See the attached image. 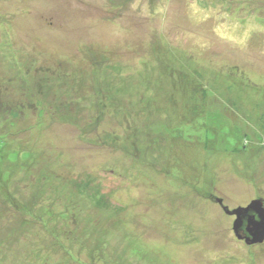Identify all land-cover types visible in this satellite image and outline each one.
Returning a JSON list of instances; mask_svg holds the SVG:
<instances>
[{
    "label": "rangeland",
    "instance_id": "rangeland-1",
    "mask_svg": "<svg viewBox=\"0 0 264 264\" xmlns=\"http://www.w3.org/2000/svg\"><path fill=\"white\" fill-rule=\"evenodd\" d=\"M0 141V264H264V0H0Z\"/></svg>",
    "mask_w": 264,
    "mask_h": 264
},
{
    "label": "water",
    "instance_id": "water-1",
    "mask_svg": "<svg viewBox=\"0 0 264 264\" xmlns=\"http://www.w3.org/2000/svg\"><path fill=\"white\" fill-rule=\"evenodd\" d=\"M221 206L222 200H217ZM225 214L234 216L233 231L238 240L248 245L261 244L264 241V207L261 199L252 201L247 207H239L233 211L222 207Z\"/></svg>",
    "mask_w": 264,
    "mask_h": 264
},
{
    "label": "trees",
    "instance_id": "trees-1",
    "mask_svg": "<svg viewBox=\"0 0 264 264\" xmlns=\"http://www.w3.org/2000/svg\"><path fill=\"white\" fill-rule=\"evenodd\" d=\"M191 95L194 97V95H193L192 93L189 92V96H191ZM195 123H197V119H195L194 124H195ZM199 123H200V122H198L197 125H194V126H193V125H192V126L189 125L190 127H189L188 124H187L186 126L183 127V129H185L186 131H188V130L190 131V130L193 129V128H197V126H199ZM202 130L204 131L205 136H204V137H201V138L204 139V140H208V139H210V138H211V135H210L211 133H210V131L204 129L203 127H202ZM228 130H230V129H228ZM214 136H215V135H214ZM204 140H203V141H204ZM1 147H2V142L0 141V148H1ZM3 147H4V146H3Z\"/></svg>",
    "mask_w": 264,
    "mask_h": 264
}]
</instances>
